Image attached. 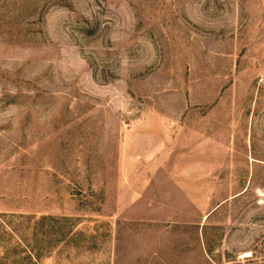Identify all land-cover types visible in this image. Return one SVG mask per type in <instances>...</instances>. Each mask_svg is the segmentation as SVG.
<instances>
[{"label":"rangeland","instance_id":"374dc122","mask_svg":"<svg viewBox=\"0 0 264 264\" xmlns=\"http://www.w3.org/2000/svg\"><path fill=\"white\" fill-rule=\"evenodd\" d=\"M0 264H264V0H0Z\"/></svg>","mask_w":264,"mask_h":264}]
</instances>
